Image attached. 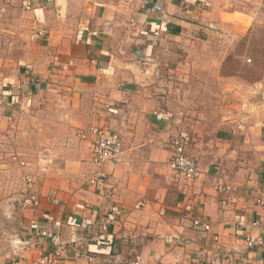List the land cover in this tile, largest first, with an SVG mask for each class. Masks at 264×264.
I'll return each mask as SVG.
<instances>
[{"label":"crops","instance_id":"obj_1","mask_svg":"<svg viewBox=\"0 0 264 264\" xmlns=\"http://www.w3.org/2000/svg\"><path fill=\"white\" fill-rule=\"evenodd\" d=\"M214 2L0 0V133L34 124L40 200L20 220L17 249L0 245V264H32L58 243L70 254L60 264H264V245L245 242L264 238V207L252 199L264 193V108L235 129L218 127L210 145L196 141L194 157L186 151L202 177L178 179L169 166L182 124L171 119L182 91L172 78L192 77L181 51L201 28L228 25ZM57 119L126 135L117 134L123 156L96 164L91 140L73 136L60 150ZM98 170L104 180L93 184Z\"/></svg>","mask_w":264,"mask_h":264},{"label":"rangeland","instance_id":"obj_2","mask_svg":"<svg viewBox=\"0 0 264 264\" xmlns=\"http://www.w3.org/2000/svg\"><path fill=\"white\" fill-rule=\"evenodd\" d=\"M214 3L222 10L224 22L228 25L214 27L212 32L206 31L207 34L201 28L202 34L197 32V43L187 46L184 52L181 51L186 55L185 73L192 72V77L185 81L181 73L180 80L176 74L172 78L173 86H178L182 91L181 94L172 96L176 99L177 106L171 119L176 116L181 119L182 124L176 122L177 131L169 140L181 142L178 137L182 134L187 139L191 136L185 141V145L189 147L186 149L183 146V149L193 157L196 141L210 145L218 132H221L218 127L226 128L229 124L231 129H235L243 119H249L250 114L253 117L256 109L264 108V102H257L261 100L264 91V0H215ZM238 23H247V27L244 30L243 27L237 28ZM199 44L201 45L198 46ZM177 81L180 84L175 83ZM199 87L201 88L198 89ZM200 90L202 93H198ZM23 116L29 118V114ZM62 123L61 119H57L60 150L72 136L74 140H82L80 133L87 132L92 126L69 128ZM12 129L15 130L10 134L0 133V245L17 249L20 242L18 231L23 229L20 220L25 217V213L36 208L24 206L25 199L29 196L25 176H30L36 187L39 175L34 124L30 122L29 125ZM110 129L112 128H107L108 131ZM116 134L122 135V138L126 136L118 131ZM45 138L47 137H44V146L48 144ZM220 147V144L215 143L213 148ZM61 162L64 161L58 159V163ZM200 169L206 172L201 167ZM42 253L45 252H41L38 257Z\"/></svg>","mask_w":264,"mask_h":264},{"label":"built area","instance_id":"obj_3","mask_svg":"<svg viewBox=\"0 0 264 264\" xmlns=\"http://www.w3.org/2000/svg\"><path fill=\"white\" fill-rule=\"evenodd\" d=\"M80 136L82 139H90L92 142V159L96 164H103L105 162H117L121 159L124 152V146L122 139L115 133L108 131L103 125H92L87 132H81ZM175 152L170 158L169 166L174 173V176L178 179L185 178L188 180H195L204 175L202 170L199 168L198 162L188 156L184 151L182 143L178 140L175 142ZM26 184L29 196L25 199L24 206H38L39 205V192L35 187L34 182L30 176H25ZM105 174L102 170L96 172V176L91 179L93 184H101L104 180ZM216 189L222 192H230V187L219 183ZM253 201L264 207V193L255 195L252 197ZM254 226H259L260 222L254 220L252 222ZM193 225L197 228H202L204 230H210L211 224L205 222L201 217H196L193 220ZM46 232H43L45 235ZM246 245L249 248L261 247L264 245V238L261 236L247 235L245 238ZM68 246L67 244L61 243L57 246L53 252L42 253L33 264H60L62 260L68 258ZM73 257H84L92 260V257L87 254L86 251L76 250L73 253ZM134 264H143L141 257L138 256Z\"/></svg>","mask_w":264,"mask_h":264},{"label":"water","instance_id":"obj_4","mask_svg":"<svg viewBox=\"0 0 264 264\" xmlns=\"http://www.w3.org/2000/svg\"><path fill=\"white\" fill-rule=\"evenodd\" d=\"M263 95H264V91H263Z\"/></svg>","mask_w":264,"mask_h":264}]
</instances>
